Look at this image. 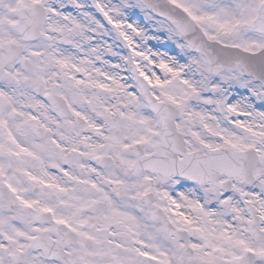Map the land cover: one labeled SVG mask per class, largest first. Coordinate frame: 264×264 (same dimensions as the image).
I'll return each mask as SVG.
<instances>
[{"label":"snow or ice","instance_id":"snow-or-ice-1","mask_svg":"<svg viewBox=\"0 0 264 264\" xmlns=\"http://www.w3.org/2000/svg\"><path fill=\"white\" fill-rule=\"evenodd\" d=\"M0 264H264V0H0Z\"/></svg>","mask_w":264,"mask_h":264}]
</instances>
